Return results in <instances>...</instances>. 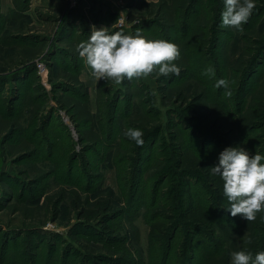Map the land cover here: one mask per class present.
<instances>
[{
    "label": "rangeland",
    "instance_id": "obj_1",
    "mask_svg": "<svg viewBox=\"0 0 264 264\" xmlns=\"http://www.w3.org/2000/svg\"><path fill=\"white\" fill-rule=\"evenodd\" d=\"M97 3L0 0V264H231L234 251H264L246 242L244 219L216 215L210 188L185 177L183 161L196 154L217 165L226 147L264 156V122L244 118L264 93V0L243 32L220 27L224 0H122L121 27L119 11ZM93 25L177 44L180 75L97 83L76 51ZM210 66L214 77L202 74ZM128 128L143 132L142 147ZM188 190L198 207L210 204L215 236L201 223L186 229ZM152 220L168 224L164 238L151 240Z\"/></svg>",
    "mask_w": 264,
    "mask_h": 264
},
{
    "label": "clouds",
    "instance_id": "obj_2",
    "mask_svg": "<svg viewBox=\"0 0 264 264\" xmlns=\"http://www.w3.org/2000/svg\"><path fill=\"white\" fill-rule=\"evenodd\" d=\"M256 8L255 0H224L221 12V28H234L243 32V25L248 22ZM76 51L86 67L91 69V76L98 83L100 80L111 81L120 85L125 79H147L149 75L168 77L179 76L181 68L175 61L181 58L179 46L167 40H148L137 28L134 34L123 31L109 32V28L94 25L87 41L80 42ZM203 75L214 77L215 69L208 67ZM215 87H223L225 95L229 82L217 80ZM124 135L137 146L144 144L140 129L128 128ZM264 156L251 155L242 147H226L218 157V164L210 168L212 175L223 181V196L228 201L231 217L239 216L247 222H255L258 215L264 222ZM247 243H251L248 238ZM231 264H264V251L253 256L250 251L241 250L231 253Z\"/></svg>",
    "mask_w": 264,
    "mask_h": 264
},
{
    "label": "trees",
    "instance_id": "obj_3",
    "mask_svg": "<svg viewBox=\"0 0 264 264\" xmlns=\"http://www.w3.org/2000/svg\"><path fill=\"white\" fill-rule=\"evenodd\" d=\"M27 8H28V6H25L22 9V11H24ZM0 26H1V24H0ZM1 28H2V26H1ZM26 69H27V71L23 74V76H25L27 73L28 74L34 73V70H35V69L33 70L32 68H31V70H30V68H26ZM21 78L22 77L19 74V76L15 80L17 82H20ZM23 95L26 96V93H22L21 95L19 94V95L12 96L10 98V104L13 105V102H16L19 99H21L23 97ZM179 96H182V95L179 94ZM192 101H194V104H198V105H200L203 102L201 95L194 96ZM116 107H118V106L116 105L115 108ZM116 114H117V111L115 109L113 110V108H112L110 110V113H109V115H111L109 118L114 117V119H115ZM245 117H246L245 121L249 122L250 126H253V127H260V125L264 122V93H263L262 97L260 98L258 104H256V108L253 111L250 110L249 113L248 112L245 113L244 118ZM35 133L36 132L34 131V134ZM37 134H39V133L37 132L35 134V136H37ZM26 136L31 138L29 135H26ZM203 137H205V136H203ZM45 141L46 140H45L44 136H42V138L40 140H38L40 146ZM50 147H51V145H50ZM52 153H54V152H52ZM205 155H207V154L205 153ZM33 156H34V154H33ZM193 156L194 157H189V158L184 157L183 161L185 162L186 166H188V170L184 173V176L185 177L187 176L190 179H197V180L205 183L207 185V187L210 188L211 198L213 201H215L214 210L216 212V215L218 213H221L223 215L225 213H229L228 211H226V207H228V201L223 196V181L220 179L219 176L212 175L210 172V168L215 166V164L212 161L207 160L206 158H203L199 155L195 154ZM51 161L53 162V160H51ZM190 170L199 171V173L195 174L194 172H189ZM190 179L186 183V185L188 186L187 189H190V187H191ZM172 189H174V187H172ZM174 197L176 199V203H175L176 207L179 208L181 205V202L183 201V198L182 199L180 198V194L178 192L175 194ZM188 198H189V200H187V202L184 201L183 202L184 204L181 205V208H183V209L179 208L181 210V214L183 215L184 219L187 221L186 222V224H187L186 229L188 230V232L189 231H201V224H203L204 227H206V231H208L212 236H215L218 233L217 232L218 222H216L214 220L213 216L210 215L211 211L206 209L210 206V204L206 208L198 207L195 204L196 202L192 198V194H191L190 190H188ZM165 201H166V196L163 198V202H165ZM159 206L154 208V210L152 212L153 214H156L159 211L164 212V210H162V208ZM177 208H175V209H177ZM164 209H166V208H164ZM262 212H264V209H262ZM229 215H230V213H229ZM162 216H163V213H162ZM164 216H165V214H164ZM237 217H235V218H237ZM245 222L249 226V229L251 231L250 238L253 239L255 244L257 245V250L262 249L264 246V237H262V235L264 233V229H263L264 228V222H261L259 215H258L257 220L255 222H250V223L247 221H245ZM166 225H168V224H166V223L163 224V223H159L156 221L153 222V220H152L151 231H150L151 240H158L160 237H163V235H161V234L165 233V231H166L165 226ZM220 226H222L224 228V231L227 234V232H228L227 225L226 224L225 225L220 224ZM170 233H171L170 235H172V238L173 237L176 238V236H175L177 233L176 230L175 231L172 230ZM171 245L168 244L165 248H163V250H161L162 251V259L165 256L166 261L168 260L169 256H172V254H173V251H172L173 247ZM261 246H262V248H260ZM174 255L176 256V254H174ZM207 261H210V260L208 259ZM227 261H226V264H229L230 259L228 262Z\"/></svg>",
    "mask_w": 264,
    "mask_h": 264
},
{
    "label": "built area",
    "instance_id": "obj_4",
    "mask_svg": "<svg viewBox=\"0 0 264 264\" xmlns=\"http://www.w3.org/2000/svg\"><path fill=\"white\" fill-rule=\"evenodd\" d=\"M67 6L74 8L75 6H77L79 4V2L81 0H65ZM116 5L119 8V13H120V17L118 19V26L121 27L122 25H124V21H125V17H124V12H123V8H124V4L122 3V0L116 1ZM39 69V73L41 76L45 77L46 76V71L44 69V64H39L38 66ZM44 69V70H43Z\"/></svg>",
    "mask_w": 264,
    "mask_h": 264
},
{
    "label": "crops",
    "instance_id": "obj_5",
    "mask_svg": "<svg viewBox=\"0 0 264 264\" xmlns=\"http://www.w3.org/2000/svg\"><path fill=\"white\" fill-rule=\"evenodd\" d=\"M108 1H110V2H108ZM112 1H115V0H106V3H107V5H108V3H111L112 6H113L111 9H112V10H115V12L118 13L119 8H118V6L116 5V2L113 3ZM98 2H99V3L96 4L97 6H98L99 4H106V3L100 2L99 0H98ZM90 5H91V4H89V7H90ZM93 6H94V5H93ZM102 7H103V6H102ZM105 7H106V6H105ZM96 8H97V7H96ZM106 8H107V7H106Z\"/></svg>",
    "mask_w": 264,
    "mask_h": 264
}]
</instances>
